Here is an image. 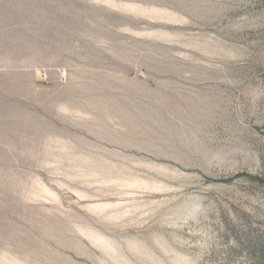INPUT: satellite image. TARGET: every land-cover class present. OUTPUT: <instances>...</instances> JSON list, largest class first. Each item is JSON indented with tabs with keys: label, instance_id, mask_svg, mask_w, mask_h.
<instances>
[{
	"label": "rangeland",
	"instance_id": "374dc122",
	"mask_svg": "<svg viewBox=\"0 0 264 264\" xmlns=\"http://www.w3.org/2000/svg\"><path fill=\"white\" fill-rule=\"evenodd\" d=\"M0 264H264V0H0Z\"/></svg>",
	"mask_w": 264,
	"mask_h": 264
}]
</instances>
